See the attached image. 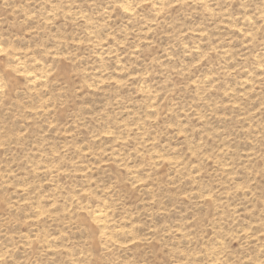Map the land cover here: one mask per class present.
I'll list each match as a JSON object with an SVG mask.
<instances>
[{
    "label": "rangeland",
    "instance_id": "374dc122",
    "mask_svg": "<svg viewBox=\"0 0 264 264\" xmlns=\"http://www.w3.org/2000/svg\"><path fill=\"white\" fill-rule=\"evenodd\" d=\"M0 264H264V0H0Z\"/></svg>",
    "mask_w": 264,
    "mask_h": 264
}]
</instances>
